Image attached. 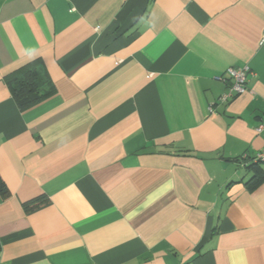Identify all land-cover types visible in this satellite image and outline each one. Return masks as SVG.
Listing matches in <instances>:
<instances>
[{"label":"crops","instance_id":"obj_1","mask_svg":"<svg viewBox=\"0 0 264 264\" xmlns=\"http://www.w3.org/2000/svg\"><path fill=\"white\" fill-rule=\"evenodd\" d=\"M263 36L264 0H0V264H264Z\"/></svg>","mask_w":264,"mask_h":264},{"label":"trees","instance_id":"obj_2","mask_svg":"<svg viewBox=\"0 0 264 264\" xmlns=\"http://www.w3.org/2000/svg\"><path fill=\"white\" fill-rule=\"evenodd\" d=\"M8 86L11 90L12 96L17 103L20 110H27L42 100H44L49 93H42L41 92V83H42V76L39 73L37 64L30 65L14 73L13 75L7 78ZM243 158L244 157H240ZM238 158L237 161H241ZM249 158V157H248ZM250 162L246 164V166L251 167H261L264 163H254L253 157L249 158ZM256 183H259L263 180V177H256ZM48 201L45 199H38L32 201L29 204L25 205V209L28 212L34 211L42 206H44Z\"/></svg>","mask_w":264,"mask_h":264},{"label":"built area","instance_id":"obj_3","mask_svg":"<svg viewBox=\"0 0 264 264\" xmlns=\"http://www.w3.org/2000/svg\"><path fill=\"white\" fill-rule=\"evenodd\" d=\"M264 39V36H263ZM227 77L223 78L224 81H227L230 79L232 81V84L229 88V91L225 93L221 98L220 101L222 102H228L230 99H232L236 95H241L245 93L248 90V75L250 74L249 68L244 69H236V68H229L226 71ZM256 133L258 135L264 134V120L260 122V124L256 127ZM254 163H264V150L258 152L252 160ZM240 162H243V165H246L248 162H250V159L248 157H244V159H241Z\"/></svg>","mask_w":264,"mask_h":264}]
</instances>
